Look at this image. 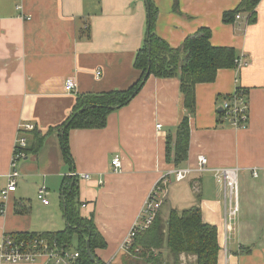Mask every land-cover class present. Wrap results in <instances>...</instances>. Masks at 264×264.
Masks as SVG:
<instances>
[{
    "label": "crops",
    "instance_id": "1",
    "mask_svg": "<svg viewBox=\"0 0 264 264\" xmlns=\"http://www.w3.org/2000/svg\"><path fill=\"white\" fill-rule=\"evenodd\" d=\"M152 2L158 10L155 32L171 47L208 28L214 47L233 48L248 64L220 70L214 83L196 87L188 160L179 169L166 161L167 137L188 115L180 81L150 76L128 106L109 116L105 129L70 131L73 166L65 160L59 128L18 162L15 193L6 202L0 197V240L12 233L63 231L61 189L65 179L76 176L82 217H93L107 242L97 257L105 264H128L125 243L150 192L167 176L161 219L166 221L171 210L199 206L204 222L218 229V264H264V0L254 24L244 14L224 23V13L241 0ZM147 23L145 0H0V193L8 185L20 127L46 133L67 121L78 95L126 90L140 79L133 63ZM88 28L90 39L80 36ZM71 78L73 92L66 87ZM239 88L249 97L244 130L219 123L224 98ZM201 156L210 169L241 170L239 212L229 228L224 188L211 171H198ZM177 170L191 173L177 181ZM42 188L48 205L38 199ZM181 261L194 263L196 257L183 254Z\"/></svg>",
    "mask_w": 264,
    "mask_h": 264
},
{
    "label": "trees",
    "instance_id": "2",
    "mask_svg": "<svg viewBox=\"0 0 264 264\" xmlns=\"http://www.w3.org/2000/svg\"><path fill=\"white\" fill-rule=\"evenodd\" d=\"M261 0H241L233 11L225 12L223 21L233 24L240 14L247 15L248 24L257 21V8ZM148 16V26L142 47L134 58V68L141 72L140 79L126 90H114L105 93H89L77 96L76 105L67 121L60 127L50 128L46 133L37 128L28 132L21 130L20 137H26L27 146L23 152L28 156L36 153L45 140L54 131L59 130L62 151L66 162L74 164L69 146L71 130H102L108 125V118L114 112L128 106L139 94L150 76L157 79H178L183 96L184 109L188 113L175 131L168 135L166 144V161L179 169L188 160L190 146V118L197 109L196 87L200 84H212L218 72L224 69H238L240 59L237 51L229 47H214L211 43L212 31L201 28L186 38L179 48L171 47L155 32L158 10L152 0ZM90 39V29L80 35ZM150 75L147 76V72ZM237 93L246 95V90L239 88ZM230 96L224 98H230ZM249 100V97H248ZM223 104V103H222ZM225 112L219 113V123L228 124ZM30 136V139H29ZM22 151V149H19ZM64 218L67 227L63 231L38 233H12L16 240L31 241L42 237L56 241L59 245L72 248L76 238L80 253V264H95L87 254V241L93 254L107 248V242L97 229L94 218L82 217L80 190L76 176L65 179L61 189ZM3 207L0 206V213ZM158 214L149 229L139 231L127 250L128 264H182L183 254L196 257L194 263L218 264L221 247L217 227L205 223L199 206L183 211L171 210L164 221ZM167 253V256H166ZM100 264H105L98 257Z\"/></svg>",
    "mask_w": 264,
    "mask_h": 264
},
{
    "label": "built area",
    "instance_id": "3",
    "mask_svg": "<svg viewBox=\"0 0 264 264\" xmlns=\"http://www.w3.org/2000/svg\"><path fill=\"white\" fill-rule=\"evenodd\" d=\"M236 19L239 20L240 16H237ZM247 65V62H244L243 58L238 60V69ZM66 87L68 91L73 92L75 90L74 79H68ZM221 106L225 112V118L231 127L242 130L248 127L250 121V108L249 100L246 95H240L236 90L230 98L225 99ZM33 129L34 126L23 125L20 127L19 131H31ZM26 146V138L22 136L19 137L14 150L12 170L8 175V185L6 188L2 189L0 193L2 202H6L10 195L16 191L17 182L20 177L18 162L26 157V154L23 152V149H25ZM19 149H22V151ZM112 164L116 172L121 169V161L119 157H116ZM198 171H211L218 184L224 188L226 199L225 224L229 228V223L237 217L239 212L237 199L240 191L239 175L241 170L237 167L210 169L208 167V159L201 156L198 160ZM189 173L191 172L180 170L174 172L177 181H183ZM254 174L257 176L256 172ZM168 176H171V173ZM83 178L88 179L90 177L89 175H84ZM168 183L169 179L165 176L150 192L144 205L140 221L134 226L128 241L125 243L126 251L132 244L135 235L139 231L149 229L157 218L162 208V197L166 192ZM46 194L47 192L45 188L40 189L38 192V199L45 205H48ZM79 259V251H73L72 248L64 247L59 245L56 241H51L42 237H36L31 241H19L16 240L14 236L6 234L0 240V263L3 264H29L35 263L39 260H44V264H80Z\"/></svg>",
    "mask_w": 264,
    "mask_h": 264
},
{
    "label": "water",
    "instance_id": "4",
    "mask_svg": "<svg viewBox=\"0 0 264 264\" xmlns=\"http://www.w3.org/2000/svg\"><path fill=\"white\" fill-rule=\"evenodd\" d=\"M146 2V8L148 11V16L150 15V9H151V3L150 0H145ZM148 28L150 29V26H148ZM150 75V72H147V76ZM63 135V133H62ZM87 254L89 256V258L91 259V261H93L95 264H100V261L97 259V257L93 254L91 247H90V242L87 241Z\"/></svg>",
    "mask_w": 264,
    "mask_h": 264
},
{
    "label": "rangeland",
    "instance_id": "5",
    "mask_svg": "<svg viewBox=\"0 0 264 264\" xmlns=\"http://www.w3.org/2000/svg\"><path fill=\"white\" fill-rule=\"evenodd\" d=\"M165 210H166V208H165ZM77 247H78V244H77V241H76V238H75V239H73L72 250L73 251L77 250Z\"/></svg>",
    "mask_w": 264,
    "mask_h": 264
},
{
    "label": "bare ground",
    "instance_id": "6",
    "mask_svg": "<svg viewBox=\"0 0 264 264\" xmlns=\"http://www.w3.org/2000/svg\"><path fill=\"white\" fill-rule=\"evenodd\" d=\"M34 129H35V127H34ZM34 129H33V130H34ZM33 130H31V131H33ZM31 131H28V132H31ZM19 132H20V131H19ZM22 137H23V136H22ZM26 157H27V156H26ZM26 157H25V158H26Z\"/></svg>",
    "mask_w": 264,
    "mask_h": 264
}]
</instances>
